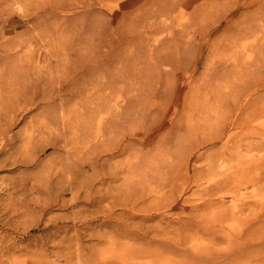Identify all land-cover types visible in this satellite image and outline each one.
Listing matches in <instances>:
<instances>
[{
  "label": "rangeland",
  "instance_id": "1",
  "mask_svg": "<svg viewBox=\"0 0 264 264\" xmlns=\"http://www.w3.org/2000/svg\"><path fill=\"white\" fill-rule=\"evenodd\" d=\"M1 1L5 3L0 5V68L4 70L8 96L4 103L0 102V117L3 113L11 114L16 103L18 111L17 120L7 133V137L13 135V141L8 142L12 144L4 146L6 155L0 156L3 163L0 264H264V246L233 243L228 246L222 232L211 233L197 227L200 189L213 184L206 177L210 164L208 160H196L197 151L186 164L189 155L186 149L193 146L192 132L197 122L193 98L209 87L211 81L217 79L226 84L233 80L232 74L216 78L218 63L231 62L233 58L231 50L222 53V48L217 47L221 38L228 35L218 29L221 24L215 30L209 28L206 34H198L197 39L192 37V29L202 27L200 23L208 25L230 3L222 0L218 4L215 0ZM210 6L215 12L212 9L213 13L205 17V7ZM108 10L123 13L116 21L121 34L117 32L120 35L115 40L114 53L109 52L112 61L87 72L78 67L74 72L84 58L110 49L102 45L101 37L105 33H99L101 18L111 22ZM161 10L163 13L152 23L151 14L157 15ZM9 11L15 16L7 19ZM37 11L42 15L35 24H26L23 17ZM250 15L257 16L264 27L262 12L255 10ZM13 20L19 23L13 25ZM143 21H147L148 29ZM120 27L123 30L119 31ZM252 38L241 40L235 49L248 50L255 43ZM211 49L212 53L208 51ZM258 55L262 57L258 61L264 62V49ZM243 57L253 62L248 70H255L256 51ZM17 70L26 71L21 76ZM72 74L75 76L71 79ZM14 76L17 81H10ZM66 79L69 85L58 92L63 93L60 98L55 89ZM71 83H75L76 90L83 89L77 95L70 94L76 91ZM16 90L20 93L18 102L11 96ZM185 98L186 106L181 104ZM49 123L52 131L46 128ZM260 132L264 131L260 128ZM260 132L253 133L250 139H264V133L260 135ZM47 138L52 140V146L48 145L34 163L30 162L34 150L44 145ZM54 140L58 142L55 147ZM117 142L123 145L121 151L113 156L104 155V150ZM221 145L218 142L214 151ZM250 147L251 152L256 150L255 154L264 153L262 148ZM231 150V146L222 149L224 157H229L227 164L236 153L239 157L245 152L238 149L232 154ZM262 166L249 168L252 174L247 185L238 189V202L245 197L246 205L264 203V185L252 180L254 174L264 169ZM201 167L204 179L197 174ZM227 173L234 176L233 181L238 175L233 171ZM228 175L217 177L214 184L220 181L232 184ZM221 197L225 203L230 202L231 195L227 198L222 192ZM199 211L209 215L215 207L207 206ZM259 213L264 216V210L260 209ZM262 225L253 221L232 222L234 230L243 226L246 237L252 240L264 237Z\"/></svg>",
  "mask_w": 264,
  "mask_h": 264
},
{
  "label": "bare ground",
  "instance_id": "2",
  "mask_svg": "<svg viewBox=\"0 0 264 264\" xmlns=\"http://www.w3.org/2000/svg\"><path fill=\"white\" fill-rule=\"evenodd\" d=\"M219 1L220 0H215L214 2H215V4H218ZM222 1H224L226 3H230L229 6L223 12L222 11L220 12L218 10L219 12L217 14H215L213 18H211V22L208 25L206 23V25L204 24V26H203L200 23L199 26H202V27H200V28L196 27L197 30H196V28L192 29V31H193L192 37L195 39L198 34L199 35H203V33L206 34L207 32H209L208 31L209 28L210 29L214 28V30H215L221 24V28L219 27L218 29H220V31L225 32L228 35L221 38L222 41L218 43L217 47L222 48L221 49L222 53L224 51L231 50L232 51L231 57H233L231 62H227L226 60H224V61L221 60L218 63L219 68H217V66H216V74L218 75V77L216 75V78L219 79V76L224 77L223 75H225V74L226 75L232 74L233 80L230 81V83L228 81H226V82H228L226 84L220 83L219 80L217 81V79L214 83H212V81H211L210 82L211 84H209V87L202 89L195 96V98H193L195 100V108L191 107L194 109L193 114H194V116H196L197 122L195 123V126L193 127L194 132H192V133H194L193 139H195L193 146L191 147V149H186L187 154L189 153V155H187L188 157L186 156L187 157L186 164L189 161L190 157L193 156V152L197 151V154L195 155L196 160H198V159H203L206 161L208 160V163L210 164L209 165L210 168H208V174L206 175V177L208 178L209 183L210 182L213 183V184H211V183L206 184V186H202V188L200 189L198 203L196 204V210H198L196 214H197V217H199V220H198L196 225L199 228H205V230H210L211 233L219 232V231L222 232L223 233L222 236L226 239L225 242L228 246H230V244H232V243L235 246H264V237H260L259 239L252 240L251 238L246 237L247 231L244 230L243 226H240V227L238 226V230H234L232 228V222H234L236 220H240V221L242 220L245 223H247L249 221H253V222L258 223V225H260V226H261V224H264V216H261L262 212H261V214L259 213L260 209L264 210V209H262V208H264V203H262V202H260V204L249 203L246 205L245 204L246 202L243 201L245 197L244 198L242 197V202H238V200H237L238 197L236 198L238 189H241V187L243 189V187H245L247 185V180H248L249 175L251 173L250 171L248 172L249 168L254 167V166H255V168H257V166H259L261 164L264 165V153H262V154L256 153L255 154L256 150L254 153L250 151L251 150L250 145H254L255 148H259V149L262 148V150H264V139H257V140L250 139V137L253 133L257 134L258 132H260V128H261V131H264V68H261V66H264V62H260V60L258 61V59L262 58L258 54H260L261 49H264V48H261L262 46H264V32H262V31H264V27H262L260 21H257V16L252 17L250 15L255 10L259 11V13L262 12V14H264V9H262V8H264V0H222ZM3 3H5V2L1 1L0 5ZM171 7H172V4H171ZM212 7L213 6L205 7V13H204L205 17H207L208 15L210 16V14L213 13ZM169 10H170V8H168L167 11H169ZM86 11L88 12L89 10H86ZM213 11H214V9H213ZM9 13H10L9 15L7 14V16H8L7 19H10V18L15 16V15H13L14 12L9 11ZM162 13H163V10H161L160 13L158 12L157 15L151 14L150 17H152V18H150V21L153 23L155 18H157V16L159 14H162ZM40 14L42 15V13H40ZM40 14L37 11L33 14H27V16H25V17L22 16V17H23V20L26 24H29V22H31V24H35V22L37 21L36 19L38 18V16ZM122 14L123 13H116L112 10H108V12H107L108 19L111 20V22H105L106 20L103 21V18H101L103 23H101L102 29L100 30L99 33H101V31H102V33L103 32L105 33V35L103 33L104 36L101 37V39L103 40L102 45H108V46H110V49L107 50L105 53H104V51H105L104 50L103 52H100L96 56L95 55L89 56L88 58L89 59L91 58L89 61H88V58L86 59L82 56L84 58L82 61V64H81V66L79 65V66H75V68L73 67L74 72H76L77 69H80L78 67H83V70H81V71L87 72L95 66H99V65L104 64L105 62L112 61V60H110L112 57L109 56V52L111 50H113L112 53H114V51H115L114 47L116 45L115 40L121 34L120 30H123L120 27V29H119L120 32H118V27H117V23H116L117 19ZM253 15H254V13H253ZM145 18H144V20H145ZM146 20H147V18H146ZM148 20H149V18H148ZM150 21H148V22H150ZM143 22H145V21H143ZM18 23H19V21L18 22H16V21L14 22V20L12 21L13 25H16ZM21 24H22V21H21ZM146 24H147V21L145 22V29L148 27V26L146 27ZM149 24H151V23H149ZM143 26H144V24H143ZM155 27H156V24H155ZM155 27L152 29H155ZM162 27H160V28H162ZM190 27H192V26H190ZM131 30H133V28ZM157 30H159V29H157ZM134 31H135V29H134ZM117 32L120 33L118 36H117ZM142 32H143V30H142ZM150 32H152V31H150ZM141 34H140V36H141ZM143 35L144 34H142V37H143ZM121 36H123V35H121ZM138 37H135V38L137 39ZM248 37L249 38L253 37L252 39H254L255 43L251 44V45L252 46L255 45V47L252 48V46H250V48L248 50L245 48L243 49V47H240L239 49H235V47L237 46V44L241 40L246 39ZM128 38L129 37L127 36L126 39H128ZM126 39H125V42L127 41ZM223 39H224V41H223ZM133 40H129V41H133ZM156 44H159V43H156ZM213 46H215V45H213ZM118 47H119V45H118ZM154 48H155V45H154ZM218 48H216V51L217 50L220 51V49H218ZM212 50L213 49H211V51L210 50H208V51L212 53L213 52ZM255 51H256V55L258 57L256 59V65H255L256 69L255 70H248V68H250V65L253 62H250L248 60H243L244 59L243 56H245V54H248V53L254 54ZM153 53H154V51H153ZM153 53L151 55H153ZM104 54L105 55L108 54V55L105 56ZM206 57L204 59H206ZM227 58L228 57H226L225 59H227ZM3 59L4 58H2L1 60H3ZM239 59L241 61H239ZM79 60H81V59L79 58ZM85 61H86V64H84ZM1 63L3 64V62H1ZM197 63L198 62L195 63L193 69L196 68ZM156 65H157V67H159L158 63ZM203 65H205V62ZM0 67H2V65H0ZM3 68H4V65H3ZM174 70H176V69H174ZM182 70H184V69L182 68ZM242 70H245V71H242ZM3 71H1V68H0V102L3 101V103H4V99L8 96V94H7L6 89H5L6 79H5V76H4L5 74ZM24 71H26V70H24ZM24 71H20L21 76L24 73ZM173 71H171V72H173ZM20 72L18 71V74ZM212 75H214V74H212ZM74 76H75V74H72L71 79ZM9 80L13 81V82L17 81L15 79V76L12 78H9ZM19 84H21V83H19ZM68 85H69V82L67 79H66V81H62V82L60 81L58 83V85L55 89V92H56V94L59 95L60 98L63 96V93L62 92L58 93V92L61 91V89L63 87L68 88ZM70 85H74V87H75V88H73L74 90L77 89V87L75 86V83H71ZM158 88H159V86H158ZM80 89H83V88H80ZM80 89L78 88V90L73 91V93H70V94L77 95L78 92H80ZM1 90H5V91H1ZM18 90L13 91L11 93V96L14 97L17 102L20 99L19 98L20 93L18 92ZM176 91L177 90H175L173 92L176 93ZM193 93H194V91H193ZM189 94H190V91H189ZM155 96H157V94ZM186 99L187 98H185L184 101H182V103H181L182 105L186 106V104H185L187 102ZM96 103H98V102H96ZM15 105H16V107L13 105L14 110L11 114L4 115V113H3V117H0V156L2 155L3 151L5 150V149L2 150L4 148V146L9 147L8 144H12V143H8V142H10L13 139V135H10L9 137H7V133L9 132V129L12 128V126L15 124V121L17 120L16 116H17V111H18V103H16ZM187 105H189V104L187 103ZM176 106L177 105H175L174 108H176ZM0 111H2V109H0ZM11 111L9 110V112H11ZM5 112H6V110H5ZM1 114H2V112L0 113V115ZM115 116H116V114H115ZM49 125H50V123H49ZM49 125H46L47 130L52 131V123L50 126ZM246 125H247V127H248V125H250V127H248V129H246L245 128ZM151 127L152 126H150V128ZM262 133H264V132H262ZM262 133L260 135H262ZM39 136L40 135H38V137ZM185 136H186V134H185ZM15 137L16 136L14 135V138ZM251 138H253V137H251ZM257 138H259V136ZM49 139L44 145H41L40 147H38L37 149L34 150L33 154L29 158L30 162L34 163L37 160V156H40L41 152H43L48 145L52 146V140L50 141ZM101 142H102V140H101ZM218 142H220V144H222V145L219 149H217L218 151H214L216 149L215 147H216V144ZM53 144L55 147L56 144L58 145V142L54 140ZM61 144H62V142H61ZM59 146H60V144H59ZM122 146L123 145L121 144V142H117V144L114 145L112 148H106L105 149L106 151L104 150V155L113 156L114 154L119 153V151H121ZM223 146L224 147L231 146V148H232L231 153L233 151L238 150V149H241V150H243V152L244 151L245 152L241 153L242 156L240 155L239 157L237 155L238 153L235 152L236 157L233 158V156H230L231 158H233L230 160H233V161L228 162V164H227L229 157L228 158L224 157L225 153L222 152V149H224ZM229 148L230 147H228V149ZM255 148H253V149H255ZM13 149H14V147H13ZM258 151L261 152L260 150H258ZM215 152L217 153L216 155L214 154ZM226 152H228V151H226ZM8 153H10V152L8 151ZM228 153H230V152H228ZM3 154H5V152ZM10 155H11V153H10ZM214 157H216V159H213ZM14 160H15V158H14ZM1 162H2V160H0V167L3 164ZM13 162H11V164ZM225 162H226V164H225ZM199 163H201V162H198V165H199ZM171 164H172V162H169V165H171ZM36 165H38V164H36ZM128 167L129 166H127V168ZM262 167H264V166H262ZM197 169H198V167H197ZM230 171L238 172V175H235L234 181H233L234 176L231 177L227 173ZM186 172H188V171H186ZM195 173H196V171H195ZM225 173L229 176V178H230L229 181H232L233 183L232 184H230L231 182L225 183V182L220 181L222 179H218L220 182L216 181L217 183L214 184L213 180H215L217 177L218 178L221 177ZM197 174H199L200 178L204 179V177H205L203 175L204 169L202 167L200 168V171ZM102 175H104V174H102ZM252 180L261 181L262 183H260V184L264 185V169H262V171H260V172H257L256 174H254V177ZM34 183H35V181H34ZM256 186L257 185H255V187ZM199 187H201V186H199ZM260 188H261V186H260ZM253 190L255 192L256 189L253 188ZM222 192L224 194H227V198L230 197V195H231V198L229 199L230 202L225 203L223 201V198L222 197L220 198V196L222 195ZM240 197H241V195H240ZM262 198H264V196H262ZM251 199L252 198H250V200ZM207 206H209V207L214 206L215 211L209 215H207L205 212L199 211V210H202L203 208H206ZM194 208H195V206H194ZM258 208H259V210H258ZM257 213L259 214V216H256ZM196 214H195V216H196ZM210 215H212L213 217ZM233 225H234V223H233ZM256 226H257V224H256ZM262 226H264V225H262ZM256 229L258 230L260 228L258 227ZM247 230H249V229L247 228ZM254 233H255V231H254ZM251 235H253V234H251ZM219 236L221 237V235H219ZM214 237L215 236H213V238ZM223 237H221V238L223 239ZM216 240H217V238H216ZM214 242H216V241H214Z\"/></svg>",
  "mask_w": 264,
  "mask_h": 264
}]
</instances>
